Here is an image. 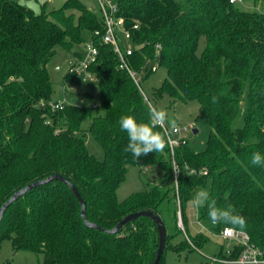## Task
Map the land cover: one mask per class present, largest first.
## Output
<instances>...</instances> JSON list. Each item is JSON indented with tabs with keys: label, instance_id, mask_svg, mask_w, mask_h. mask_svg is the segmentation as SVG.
Returning <instances> with one entry per match:
<instances>
[{
	"label": "trees",
	"instance_id": "16d2710c",
	"mask_svg": "<svg viewBox=\"0 0 264 264\" xmlns=\"http://www.w3.org/2000/svg\"><path fill=\"white\" fill-rule=\"evenodd\" d=\"M241 1H260L264 8V0ZM115 2L132 44L138 46L128 58L130 66L141 69L158 44V67L166 77L154 96L196 101L209 121L203 151L194 152L186 141L174 149L181 169L177 189L182 222L195 187L209 181V198L221 207L233 205L246 218L247 226L235 229L246 232L264 256V166L250 162L253 152L264 155V12L241 11L229 0H186L185 6L176 0ZM95 31L103 32L102 20L81 0H65L59 8L39 13L14 0H0V207L15 191L59 174L84 200L86 220L104 230L139 210L162 220L174 192L170 150L138 160L124 151L128 136L120 129V117L148 122L149 107L119 68L112 47ZM84 34L97 48L96 60L88 67L97 102L92 104L86 93L82 103L51 110L48 104L63 98H53L46 64L57 46L69 50ZM76 80L66 72L61 91L63 84ZM85 132L100 145L103 160L87 151ZM154 164L163 176L156 183L145 181L142 191L118 201L116 190L128 167ZM176 211L175 203L177 225ZM207 211L206 206L197 209V219L210 231L234 228L211 224ZM184 237L182 248L206 242L200 234L192 241L186 232ZM4 238L14 250L42 254L39 264H153L158 246L156 226L145 216L115 233L87 227L70 187L58 180L30 188L7 206L0 220V242Z\"/></svg>",
	"mask_w": 264,
	"mask_h": 264
},
{
	"label": "rangeland",
	"instance_id": "374dc122",
	"mask_svg": "<svg viewBox=\"0 0 264 264\" xmlns=\"http://www.w3.org/2000/svg\"><path fill=\"white\" fill-rule=\"evenodd\" d=\"M25 7L39 13L42 9L45 12L59 8L65 0H14ZM82 3L89 8L93 14L99 16L98 6L95 0H81ZM185 6L186 0H176ZM234 5L241 11L247 12H264L262 2L238 1ZM121 47L136 46L129 41L123 39L119 34ZM90 35L84 34L83 41L74 45L67 50L61 46L55 48L54 56L46 64V69L54 90L53 98L62 97L65 103H82L80 100L83 94H89L90 102L95 104L97 101V87L90 81L76 80L75 82H67L63 84L61 91L62 77L67 72L70 63L76 60L74 52L84 56L86 53V45L90 41ZM204 37L198 41L197 51L200 52L203 48ZM156 55L149 60L156 70L143 74L141 77L140 86L148 98L152 106L163 109L168 114V120H175L176 126L165 127L170 131L172 136L181 139L182 142H187L189 147L194 152H201L205 149L210 125L207 116L201 115L199 104L196 101L173 100L167 94H162L156 98L154 93L160 87L162 81L166 77L165 70L158 67ZM58 67V69H56ZM174 129H179L177 134H174ZM196 130L195 133L192 130ZM84 143L87 151L92 154L97 160H103L104 153L100 145L96 142L90 133L85 132L83 135ZM186 170V169H184ZM183 170V173L186 171ZM163 176L162 170L157 165H151L144 168L138 166L128 167L124 181L116 190V198L122 201L133 193L140 192L144 189V182L150 181L156 183ZM209 181L204 186H198L194 189V194L199 190L209 188ZM171 200L166 203L167 208L162 212L163 226L165 228V244L163 251V264H220L217 260L220 259L223 250L221 248V239L207 227L203 226L197 219V208L192 204V199L187 201L183 208V227L184 231L176 225L174 217L176 192L170 193ZM165 204V205H166ZM178 228L182 231L180 232ZM191 238V241L197 235H202L206 238V242L196 248H193L191 243L182 248V241L185 242L184 233ZM217 233V232H216ZM192 247V248H191ZM43 261L42 254H36L26 250H14L9 239L4 238L0 242V264H39Z\"/></svg>",
	"mask_w": 264,
	"mask_h": 264
},
{
	"label": "built area",
	"instance_id": "2783aa9c",
	"mask_svg": "<svg viewBox=\"0 0 264 264\" xmlns=\"http://www.w3.org/2000/svg\"><path fill=\"white\" fill-rule=\"evenodd\" d=\"M99 10V16L102 20L103 32L100 34L98 31H95L96 36H100L101 41L104 44H108L112 47L113 53L117 56L119 61V68L125 70L130 76L134 84L138 87L143 99L145 100L148 107L152 106L148 98L144 94L140 82L143 74L153 72L156 70V66L149 62V58H146L144 61L143 67L139 70L133 69L129 62L128 58L133 54L135 50L138 49V46H124L121 47L119 41V34L122 35L123 39L126 41H131V34L128 29L124 27V19L119 15L118 6L115 0H95ZM240 0H229L230 3H235ZM133 29L137 28V24L132 26ZM159 45H155L156 58H158ZM97 48L89 43L86 45V53L84 56L77 58L70 63L67 72L74 74L77 78H80L81 81H94V76L88 71V67L91 63L96 60ZM58 69V67H56ZM65 101L59 100L55 103H49L51 110H61L63 108ZM164 134H166V139L169 141V150L171 155V165L172 173L174 178V188L176 192V215H177V226L184 231V227L181 219L180 211V200L178 196L177 189V178L181 173L180 166L174 159V149L177 148L182 142L181 139H177L175 136H172L170 131L164 127L162 128ZM180 130L174 129V134H177ZM190 173L193 170H189ZM202 174H206V171H201ZM222 241L221 248L223 253L220 256V259L217 261L220 264H264V256L262 252L254 246L249 235L242 231L232 227H224L216 234Z\"/></svg>",
	"mask_w": 264,
	"mask_h": 264
},
{
	"label": "clouds",
	"instance_id": "9594fccd",
	"mask_svg": "<svg viewBox=\"0 0 264 264\" xmlns=\"http://www.w3.org/2000/svg\"><path fill=\"white\" fill-rule=\"evenodd\" d=\"M211 99L213 104L218 103L217 96L214 95ZM118 123L120 129L128 136V144L124 151L131 153L134 160L152 152H163L169 146V141L166 139V134L156 129H162L166 124L170 127L176 126L175 120H168L165 110L155 106L149 107L148 122H138L132 115H123ZM250 162L254 166H264V155L258 151L253 152ZM191 202L197 209L207 207V215L213 225L223 223L240 229L247 226L246 218L237 213L233 205L218 206L215 199L209 198V192L206 190L197 191Z\"/></svg>",
	"mask_w": 264,
	"mask_h": 264
},
{
	"label": "water",
	"instance_id": "95a60500",
	"mask_svg": "<svg viewBox=\"0 0 264 264\" xmlns=\"http://www.w3.org/2000/svg\"><path fill=\"white\" fill-rule=\"evenodd\" d=\"M193 133L196 132V130H192ZM51 180H58L63 182L64 184H66L67 186L70 187L71 192L73 193V195L75 196V198L77 199L79 205H80V216L83 218L84 223L87 227H91V228H96V229H100L103 231H106L108 233H115L119 228H121L124 224L140 217V216H145L150 218L155 226H156V230H157V236H158V246H157V251H156V255H155V259L153 261V264H159L160 258L162 256L163 250H164V244H165V228L162 224V220L160 218V216L158 214H154L150 211L147 210H139L136 212H132L130 214H127L126 216H124L113 228L109 229V230H104L102 228H100L99 226L92 224L90 222H88L85 218V214H84V210H85V202L84 200L81 198V196L79 195L78 191L76 190V188L74 186H72L70 184V182L68 180H66L65 178H63L62 176H60L59 174H52L50 176H48L47 178L43 179V180H39L33 183H30L26 186H24L23 188L15 191L0 207V220L2 218L3 212L4 210L7 208V206L12 203L14 200H16L18 197H20L21 195H23L27 190H29L30 188L36 186V185H40L46 182H49Z\"/></svg>",
	"mask_w": 264,
	"mask_h": 264
}]
</instances>
